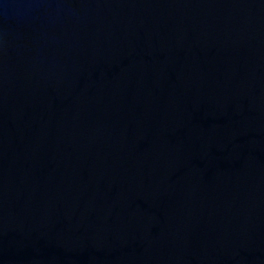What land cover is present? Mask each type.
Instances as JSON below:
<instances>
[{
    "label": "water",
    "instance_id": "water-1",
    "mask_svg": "<svg viewBox=\"0 0 264 264\" xmlns=\"http://www.w3.org/2000/svg\"><path fill=\"white\" fill-rule=\"evenodd\" d=\"M0 264H264V0H0Z\"/></svg>",
    "mask_w": 264,
    "mask_h": 264
}]
</instances>
